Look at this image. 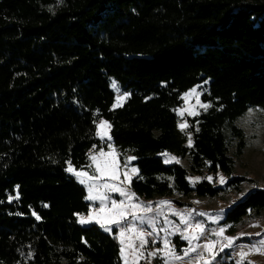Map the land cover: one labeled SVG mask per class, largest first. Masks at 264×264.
Segmentation results:
<instances>
[{
    "label": "trees",
    "instance_id": "1",
    "mask_svg": "<svg viewBox=\"0 0 264 264\" xmlns=\"http://www.w3.org/2000/svg\"><path fill=\"white\" fill-rule=\"evenodd\" d=\"M112 80L128 94L115 109ZM206 81L189 146L177 111ZM251 109L264 110V0H0V264H123L115 237L78 223L86 190L66 171L107 148L99 119L136 157V195L215 198L247 181L234 174ZM220 172L225 188L188 180ZM263 213L257 189L224 224Z\"/></svg>",
    "mask_w": 264,
    "mask_h": 264
},
{
    "label": "rangeland",
    "instance_id": "2",
    "mask_svg": "<svg viewBox=\"0 0 264 264\" xmlns=\"http://www.w3.org/2000/svg\"><path fill=\"white\" fill-rule=\"evenodd\" d=\"M113 84L116 85V87H113ZM206 84H208V81L205 83H200L188 90L186 93H190L192 89H196L198 95H199V101L200 103H197V96L196 94H192L188 97L187 104L184 100V94L182 96V105L178 109L177 113L180 118V124H183L186 122L187 127L185 129V132L189 133L190 128V120L196 116H198L200 113L204 112V108H202L201 104H207L204 103L202 100V95L207 89ZM111 87L115 93V102L117 96L121 94H125L121 91L118 83L115 80H112ZM128 98V94L126 98L122 101V106L126 102ZM121 107V106H120ZM119 108V107H113ZM184 109H191L195 112H197V115H188L187 111H184L183 116H181L179 113L181 110ZM103 119V118H102ZM101 119L98 120L97 123H99ZM105 120V119H103ZM107 121V120H106ZM96 123V125H97ZM110 124V123H109ZM237 125L242 128L245 132L246 137V148L243 151V154L240 157L236 158V169L234 176L244 177L246 178V182L243 183L241 192L236 191H229L226 193H223L220 197H202L199 198L195 195H192L189 198H184L180 196H174V197H156L153 199H144L136 195L138 198L135 200V203H142L143 205H148L151 203L153 211L149 213L152 217L156 220V232L151 236H146V239L148 241L147 245L143 249L144 251V258L140 259L138 261V264H164V257L163 255H159L156 257H149L148 252L156 251L157 249L164 248V240L165 238L169 241V247L173 248L175 251V254L178 256L183 257L181 260H174L169 258V264H202V262L198 259L199 255L203 254L205 260H211V256L209 253L203 251V245L208 243L209 241H216V246L213 249V252L215 254V260H212L211 264H237V261H240L239 253L241 251L248 252V255L245 256L244 261L242 264H264V252H249V249L257 244L258 241L264 239V213L260 217H247L241 224L236 226L235 232H230V226H227L224 224L225 218L227 216L228 211L239 201L246 198V196L254 190L261 189L264 190V110L261 109H251L249 110L245 115H243L239 120L237 121ZM108 135L111 137V139H107V137L104 140H101L98 136L97 138L100 139L102 142L107 144V148H103V151L105 153H108L115 150V153L117 155V160L120 165V172L121 176L120 179L124 180L123 173L125 171H128L129 176L132 177L131 184L128 185L125 183V188L130 189L132 192V181L138 175L133 176L130 169L132 167H135L138 169V167L135 165V160L131 161L127 168L124 167L125 161L128 156L124 157V159L121 158L120 153L118 152L117 148L115 147L112 136H111V128L108 130ZM189 137V135H188ZM192 139V134H191ZM112 145V149L108 147V145ZM189 145V143H188ZM192 145V144H191ZM101 150V149H100ZM100 150H91L90 154H95L96 152H99ZM169 154L170 157H175L176 161H171L166 164H180L184 167H188V160L182 159L177 157L176 155L170 153V152H163ZM160 154L162 159L165 162L166 157ZM233 154V151H232ZM91 164V161H90ZM69 166V165H68ZM74 167V166H73ZM68 168V167H67ZM75 168V167H74ZM76 169V168H75ZM76 170H83L89 172V174L92 173L93 168L88 167L87 169H76ZM139 170V169H138ZM67 173L74 177V179L79 183V180L75 175L68 172ZM223 175L226 179L225 183H220L219 177ZM212 177L213 179L210 181L217 187L225 188L226 183L229 181V177L223 173H218L217 175H189L188 180L190 184L195 187V185L202 181L203 179H207V177ZM199 177V180H195V178ZM208 180V179H207ZM82 185L86 190V197L88 195V190L86 185L79 183ZM108 196L110 199L114 200H121L124 199L119 195V193L116 192H110L108 193ZM160 201H169L170 205H159ZM86 202L89 204V211L88 213L93 209L99 207V201H89L86 199ZM169 207L171 209H174L177 212L188 214L191 212V220L190 222L195 223H202L205 227V231L203 235L200 236L199 239L194 240L192 242V245H189V242L185 239H183L182 233H184L185 225L181 223L180 217L177 215H174L172 211H169ZM163 210V214L157 215V213L160 210ZM223 210V211H221ZM88 213L85 214H79L78 215V221L79 216L84 215L87 216ZM199 213H204L205 215L201 216ZM139 214H144L143 212ZM165 218H167L168 221L171 223H165ZM129 223H131V217H129ZM79 223V222H78ZM83 227H89V226H98L102 232L105 234H108L112 237H115L117 242L120 245V240L118 238L119 236V226L116 225H108L111 227V231H105L103 227H101L100 224L93 221L89 224H81ZM137 227H142L143 230L147 233L151 231V227L147 224L145 225H139L137 223ZM220 228H224L225 231L222 236L215 235L216 232L219 231ZM165 229L167 231H165ZM176 229H179V231H176ZM189 232L192 231V229L188 230ZM260 235H257V234ZM187 234V233H184ZM134 235V234H133ZM224 237H233L237 238L234 240L232 247H224L223 251H221V248L227 241L224 239ZM178 239V241H177ZM136 246L139 245V240L135 241ZM190 246L196 247V252H189L187 256L184 255V252L186 249H188ZM122 263L124 264V258L121 255Z\"/></svg>",
    "mask_w": 264,
    "mask_h": 264
},
{
    "label": "snow or ice",
    "instance_id": "3",
    "mask_svg": "<svg viewBox=\"0 0 264 264\" xmlns=\"http://www.w3.org/2000/svg\"><path fill=\"white\" fill-rule=\"evenodd\" d=\"M113 87H116L113 84ZM192 94H196L197 96V103L199 104V95L196 89H192L190 93L184 94V100L187 104L188 97ZM127 94H121L117 96L116 103L113 107H120L122 106V101L126 98ZM206 111L208 107L211 105L209 104H201L200 105ZM184 111L188 112V115H197L198 113L191 110V109H184L180 111V115L183 116ZM181 131H185L187 124L186 122L179 125ZM111 128V125L108 121L101 119L99 123L96 125V135L101 139L104 140L106 137L107 139H111L108 135V130ZM189 135V146L192 144L191 134ZM95 147V146H93ZM108 147L112 149V145L109 144ZM166 157L165 163L176 161L175 157H169L168 153H163ZM135 156H128L124 167L127 168L129 163L135 160ZM89 160L91 164L89 165L90 168H93L91 174L87 171L83 170H76L72 165L71 161L68 162L69 166L66 171L72 173L77 177L79 183L86 185L88 190V195L86 197L89 201H99V207L93 208L87 216L80 215L79 216V223L81 224H89L95 221L96 223L100 224L101 227L105 229V231H111V227L108 225H116L119 226V240L121 244L120 252L124 258V264H138L140 259L144 258V251L143 249L147 245L148 241L146 236H151L156 232V220L154 217L149 215L153 211L151 203L148 205H143L142 203H135L134 201L138 198L136 197V193L132 192L130 189L125 188V183L128 185L131 184L132 177L129 176L128 171L123 173L124 180L120 179L121 172H120V165L117 160V155L115 150L105 153L103 149L95 154L89 155ZM133 176L138 175V169L132 167L130 169ZM200 178L197 177L195 180H199ZM209 181H211L212 177H207ZM220 183H225L226 179L223 175L219 177ZM116 192L119 193L121 197L124 199L121 200H114L110 199L108 193ZM18 199V196L15 197ZM13 197H9L11 201ZM159 205H170L169 201H160ZM169 211H172L174 215L180 217L181 223H183L186 227L184 229V234L182 233L183 239L189 242V245H192L194 240L200 238L205 231V227L202 223H191V212L188 214L177 212L174 209L169 207ZM223 211V210H221ZM143 212L144 214H139ZM163 214V210L161 209L157 215ZM35 215V213H33ZM199 215L203 216L204 213H199ZM129 217H131V223H129ZM39 219V216H37ZM137 223L139 225H149L151 227V231L145 232L142 227H137ZM165 223H171L170 221L165 218ZM192 229L191 232L188 230ZM165 231H167L165 229ZM179 231V229H176ZM225 229L220 228L218 232L215 233L217 236H222ZM134 234V235H133ZM257 235H260L259 233ZM227 241L221 248L223 251L224 247H232L234 240L237 238L233 237H224ZM139 240V245L136 246L135 241ZM216 241H209L208 243L204 244L203 251L207 252L211 256V260H205L203 254L199 255L198 259L202 262V264H211L212 260H215V254L213 249L216 246ZM197 248L190 246L188 249L185 250L184 255L187 256L189 252H196ZM249 252H264V239L257 242V244L253 245ZM159 255H163L164 257V264H169V258L174 260H181L183 257L178 256L175 254L173 248L169 247V241L165 238L164 240V248L157 249L153 252H148L149 257H156ZM248 255V252L241 251L239 253L240 261H237V264H242L244 261L245 256Z\"/></svg>",
    "mask_w": 264,
    "mask_h": 264
}]
</instances>
